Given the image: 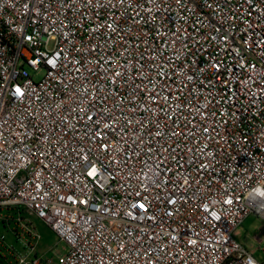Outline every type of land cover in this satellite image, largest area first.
<instances>
[{
  "label": "built area",
  "instance_id": "obj_1",
  "mask_svg": "<svg viewBox=\"0 0 264 264\" xmlns=\"http://www.w3.org/2000/svg\"><path fill=\"white\" fill-rule=\"evenodd\" d=\"M252 216L264 0H0V264H46L34 218L59 264H264Z\"/></svg>",
  "mask_w": 264,
  "mask_h": 264
},
{
  "label": "rangeland",
  "instance_id": "obj_2",
  "mask_svg": "<svg viewBox=\"0 0 264 264\" xmlns=\"http://www.w3.org/2000/svg\"><path fill=\"white\" fill-rule=\"evenodd\" d=\"M32 76L36 80L44 78V73L35 74L31 71ZM36 223V227L41 235V240L36 248V255L43 259L46 264H59V262L67 255L68 247L61 242L59 236L43 222L32 219ZM8 242L16 245V239L13 234L6 233ZM237 240L244 245L256 258L262 259L264 255L259 251V246L264 247V220L256 216L250 217L246 220L236 232ZM259 240L262 241L260 244ZM30 259L27 260L28 264ZM11 263L17 264L16 260L11 258Z\"/></svg>",
  "mask_w": 264,
  "mask_h": 264
}]
</instances>
